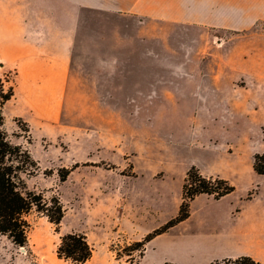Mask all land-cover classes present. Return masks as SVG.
<instances>
[{
    "label": "rangeland",
    "instance_id": "rangeland-1",
    "mask_svg": "<svg viewBox=\"0 0 264 264\" xmlns=\"http://www.w3.org/2000/svg\"><path fill=\"white\" fill-rule=\"evenodd\" d=\"M44 1L0 0V89L13 93L0 96V112L8 140L31 156L21 173L28 189L50 206L58 198L65 214L56 225L29 212L26 247L0 234V264H73L57 255L71 232L85 234L94 249L85 264L137 262L145 238L177 215L192 166L235 186L223 205L239 210L250 193L264 199V176L252 169L253 156L264 153V93L237 66L215 80L171 70L228 62L231 47L217 42L234 34L90 15L87 39L74 44L70 90L56 95L63 105L46 106L18 90L14 53L17 40L31 39ZM257 28L264 32V23ZM96 32H114L119 59L89 58L112 50L93 43ZM216 206L197 196L190 220L151 239L139 264H211L212 254L195 243Z\"/></svg>",
    "mask_w": 264,
    "mask_h": 264
},
{
    "label": "crops",
    "instance_id": "crops-1",
    "mask_svg": "<svg viewBox=\"0 0 264 264\" xmlns=\"http://www.w3.org/2000/svg\"><path fill=\"white\" fill-rule=\"evenodd\" d=\"M44 2L36 22L31 21L33 22L31 39L17 40L14 47L15 60L19 65L17 88L21 92L30 93L31 96L35 93L33 97L37 104L41 99L46 106L63 105L64 99L57 98L56 95L63 94L64 97V93L70 90L71 60L76 52L74 44L82 43L87 39L88 35L84 29L90 26L92 21L88 17L92 15L133 18L140 23L153 21L201 31L212 29L232 33L234 36L229 38L227 43L224 38H218L217 42L218 46L227 44L231 47L232 61L229 59L228 62H223L221 58L222 63H218L219 67H211L210 63L203 66L200 62L198 66L189 69H171L172 74L185 76L193 72H201L212 76L215 80V77L232 72L231 69L237 66L243 75L253 78L257 91L264 93V32L257 28L260 23H264V0H45ZM109 34L110 37H107L102 32H96L90 37L94 44L101 45L102 48L111 47L112 50L94 51L89 58L107 61L119 59V53L113 51L118 39L115 38L114 32ZM223 63L227 65L223 66ZM109 75L113 78L115 73L110 72ZM111 83L113 85V80ZM166 93H169V90ZM225 196L219 199L211 196L216 201L217 210L208 211L206 217L201 220L205 234L195 243L196 247L212 254L211 264L240 256H251L264 264V199L248 197L244 199L238 210L234 205L221 203L226 199ZM167 220L169 219L165 221ZM189 220L187 218L182 223L185 221L187 223ZM156 227L153 226L150 230ZM142 257L131 264H139ZM103 264L123 263L107 261Z\"/></svg>",
    "mask_w": 264,
    "mask_h": 264
},
{
    "label": "trees",
    "instance_id": "trees-1",
    "mask_svg": "<svg viewBox=\"0 0 264 264\" xmlns=\"http://www.w3.org/2000/svg\"><path fill=\"white\" fill-rule=\"evenodd\" d=\"M12 95V92L4 95L3 89H0V96L3 100H9ZM3 125L4 117L0 112V234L7 236L15 246L26 247L29 228L26 215L29 212L36 209L56 225L61 224L65 212L58 198H55L54 204L50 206L43 196L28 189L21 173L25 172L23 166L32 162L31 156L27 151H23L20 146L14 145L8 140ZM252 168L257 175L264 176V153H256L253 156ZM190 181L194 183H189ZM234 190L235 186L224 177L220 175L207 177L198 168L192 166L187 173L186 183L183 184L182 202L178 214L145 238L144 249L140 257L144 255L146 245L151 239L189 218L191 202L196 196L207 194L219 199ZM249 197H251V193ZM57 255L60 259L70 261L73 264H85L93 256V247L85 234L71 232L61 237L57 247ZM213 264L263 263L251 256H240L216 261Z\"/></svg>",
    "mask_w": 264,
    "mask_h": 264
},
{
    "label": "water",
    "instance_id": "water-1",
    "mask_svg": "<svg viewBox=\"0 0 264 264\" xmlns=\"http://www.w3.org/2000/svg\"><path fill=\"white\" fill-rule=\"evenodd\" d=\"M23 251H25V249H22Z\"/></svg>",
    "mask_w": 264,
    "mask_h": 264
}]
</instances>
